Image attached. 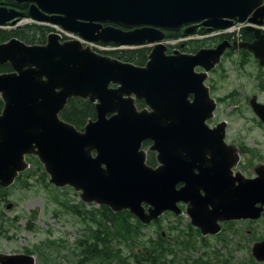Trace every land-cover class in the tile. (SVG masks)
<instances>
[{"label":"water","instance_id":"water-1","mask_svg":"<svg viewBox=\"0 0 264 264\" xmlns=\"http://www.w3.org/2000/svg\"><path fill=\"white\" fill-rule=\"evenodd\" d=\"M11 1L32 3L28 12L33 18L92 41L153 45L140 66L97 53L79 40L61 41L55 32L44 44L17 37L0 43V65L9 62L13 68L0 72L1 187L13 185L30 168L27 157L34 155L55 186L80 190L86 203L129 210L145 224L165 211L182 214L180 202L204 234L218 233L223 221L261 216L264 175L234 176L238 156L225 140L226 121L215 127L207 123L217 105L205 81L230 42L169 54L164 40L166 31L185 27L189 34L198 23L224 29L236 21L256 22L264 17L263 0ZM1 2L0 24L25 15ZM256 33L258 40L240 46L264 64V34ZM72 97L95 103L96 118L82 130L60 115ZM137 99L145 107L139 108ZM251 104L264 122V104L257 99ZM148 139L159 152L157 167L147 163L143 143ZM253 256L264 261V239L254 244ZM0 264H36V257L0 253Z\"/></svg>","mask_w":264,"mask_h":264},{"label":"rangeland","instance_id":"rangeland-1","mask_svg":"<svg viewBox=\"0 0 264 264\" xmlns=\"http://www.w3.org/2000/svg\"><path fill=\"white\" fill-rule=\"evenodd\" d=\"M26 21L23 20L21 23ZM18 24L11 23L6 26L13 28ZM175 49L182 51L177 47L173 50ZM220 63L210 75L216 86L212 92L213 97L216 99L224 97L216 109V118L221 121L228 119L226 139L230 145L242 142L250 149H253L251 146L254 145L260 150L262 157L259 163H264V127L260 124L256 127L255 121L246 122V117L251 120L253 115L249 113L248 97L256 93L264 103V90L259 88L257 79L258 74L264 75V67L255 64L240 69L231 58L224 59ZM242 100L245 102L243 104L245 108L239 111L234 106L242 103ZM246 127H249V133L240 131L245 130ZM238 133L246 139L241 140L240 137L235 136ZM234 145L232 146L237 152ZM251 163L254 161L244 159L243 168ZM34 166L36 165L31 163L32 172L24 183L16 182L7 189V192L0 191V216L5 219L0 222V253L32 254L36 257V264H78L79 256L75 253L77 240L85 239V229L91 224H96L95 220H100L97 213L101 206L95 202H84L81 191L72 186H55L49 182V174L43 179L42 171ZM2 197H7V200H1ZM81 201L86 204L87 209L94 205V212L83 211L84 207L79 203ZM10 203H13V207L8 208ZM72 205L76 206L75 210ZM77 209H80V212ZM160 218L161 220L155 223ZM157 220L151 222L150 226L142 228L138 239L134 242L124 241L120 245L113 242L114 247L119 248L123 254L141 245L144 235L147 240L157 238L158 233L162 231H168L169 235L177 234L173 225L177 221L181 230L185 232L190 230L188 226L190 217L186 212L180 216L165 212ZM170 229L172 230L169 231ZM178 245L181 246L179 243ZM201 251L202 248L179 251L178 261L175 260V264H191V260L197 258ZM250 256V250L247 248L237 250L234 252L235 263L249 261ZM83 264H100V262L85 259Z\"/></svg>","mask_w":264,"mask_h":264},{"label":"flooded vegetation","instance_id":"flooded-vegetation-1","mask_svg":"<svg viewBox=\"0 0 264 264\" xmlns=\"http://www.w3.org/2000/svg\"><path fill=\"white\" fill-rule=\"evenodd\" d=\"M4 2H6V0ZM10 4L15 5L14 7L18 8L19 10L24 11L25 15L22 17H19L16 21L17 23H19L18 25L23 24L21 22H23V20H26L30 16L28 10L32 3H26V2L12 3L10 2ZM263 4H264V0L262 2V5ZM39 24H42V23H39ZM110 24L111 23L109 22L104 23L105 26L110 25ZM0 27H3V26L0 25ZM122 27L125 29L131 28V27H125V26H122ZM250 27H253V28H250ZM181 29L185 31V27ZM181 29H178V30H181ZM256 29H258L259 32L264 34V17L263 18L256 17V22H245L244 24L237 22L235 23L234 30H232L231 32H225V30H216L214 28L205 27L201 23H198L196 26L195 32L191 34H186L183 37L175 38V39L178 41L182 39L187 40L188 44H190L188 45L189 50L187 51L182 50L183 52H186V53H195V52H198L202 48H215L224 40H228L231 45L225 50L223 56L221 57V61L227 58H231L233 62H235L238 68L240 69H245L246 67L253 66L255 64H257V66L264 67V64L260 63V59L256 56V54L253 51L249 50L246 47L240 46L241 43H253L256 40H258V33H256V31L258 30ZM168 34H169V31H166V35ZM22 41L27 43L24 40ZM236 42H237V45H235ZM173 43H174L173 39L169 41L170 45H168V48H167V53L169 54L172 53L175 47V45H172ZM36 44H44V43H36ZM133 46H136V45H133ZM220 62L218 64H221ZM216 66L208 72V79L206 81L208 85L210 86L211 94L212 92H214V89L216 88V86L213 84L210 75L212 71H214ZM197 70L201 71L203 70V68L198 67ZM11 71H13V68L11 70H5V71H0V72H11ZM257 79H258L259 88L264 90V75L262 73L258 74ZM112 86H114V84H112ZM252 99H257L258 102L263 103L259 99L258 94L256 93H253L251 94V96L248 97L247 104L249 105V110H250L249 113L251 115L253 113V115H252L251 120H249L248 117H246V122L255 121L256 127H258L259 124L264 127V122L261 121L259 115L255 112L251 104ZM216 100H217V108H218V104H220L221 101L224 100V97H217ZM243 104H245L244 100H242V103H238L234 107L238 108L239 111H242L245 108ZM216 109L214 111V116L207 121L210 127H215L217 126L218 123L221 122V120H218L216 118V114H217ZM226 120H227V125H228V119ZM226 120H222V121H226ZM248 129L249 127H246L245 130H240V131H244V133H249ZM227 130H228V127H227ZM235 136L240 137L241 140L246 139L245 136L239 133L236 134ZM225 139H226V136H225ZM234 146L237 148V152H236L235 148L233 147L234 152L238 156L236 164L232 166V174L234 176L238 172H241L246 177H256L260 175L258 173H262L264 175V163L263 162L259 163V161H261L262 159L260 155V150L255 148L254 145L251 146L253 149L247 148L242 142ZM151 151L152 150L148 151V156H149V152ZM154 154H155L154 155L155 160L153 161V163H155V165H158L159 162L156 156V152H154ZM208 157H210V154H208ZM244 159H248L249 161H254V163H251L247 167L243 168ZM210 164L211 163L208 162V165ZM250 170H253L254 172ZM199 171L200 170L197 168L195 170V173L199 174L200 173ZM2 199L7 200V197H2L1 200ZM10 204H13V203H10ZM180 204L182 205L184 209L186 208V205L183 202H180ZM170 213L173 214L172 212ZM3 219L4 218L0 216V222H3ZM160 220L161 218L157 220L155 223L159 222ZM173 225H174V228H176L178 225V221L174 223ZM90 226L93 227L95 226V224H91ZM148 226H144L143 229ZM188 226L190 227V230L188 232H185L184 240H187L190 243L192 242V246L188 247L189 249H184L183 251L190 250V249L200 250L202 248L201 254L197 258L207 259L209 257L212 261V264H223L221 263V261H219V259H226V258L229 260H233L234 264H238V263L240 264H244V263L245 264H264V261H258L253 256L254 244L264 239V210L262 211L261 216L257 219L247 218V219H234V220H229V221H223L221 222V230L215 234H212V233L204 234L202 230L199 227L194 226L191 223V221L188 222ZM171 230L172 229H170L169 231ZM159 233L163 236V242L166 243V245L170 247L171 249H174L177 254L181 249L185 248L182 245L177 246L175 244V239H174L175 233L173 234L171 233L170 235L168 231H162ZM159 233H158L157 238H152V239L155 241H159L160 240ZM243 248H247L250 250L251 256H250L249 261H238L237 263H235L234 252L237 250H241ZM80 251H81L80 249H77L76 252L80 253ZM135 251L136 253H133L131 250L128 252H123V261L121 262V264H125L128 260L133 261L134 264H146L145 255H143V253L146 254L149 252L147 247L138 246L137 248H135ZM138 254H142V255H138ZM119 259L120 258H118L117 262H120ZM174 259L176 260V256H174ZM193 260L194 259L191 260V263L193 262ZM95 261L97 262L98 260L96 259ZM113 263H115V261H113Z\"/></svg>","mask_w":264,"mask_h":264},{"label":"trees","instance_id":"trees-1","mask_svg":"<svg viewBox=\"0 0 264 264\" xmlns=\"http://www.w3.org/2000/svg\"><path fill=\"white\" fill-rule=\"evenodd\" d=\"M10 2L12 1L6 0L5 4L15 6L11 5ZM50 30L51 27L49 25H43L36 22L24 23L13 28L0 27V43L7 41L13 37L20 38L26 41L28 44L45 43L47 40L48 32ZM185 35L186 34L184 33V31L181 29L177 31H169L168 37L180 38ZM188 45L190 44H188L187 40H184L179 42L177 44V47L181 50L187 51L189 50ZM149 52L150 47L147 46L108 51V53L117 58H120L124 61L133 62L137 65H144L146 63ZM11 69L12 65L9 62L0 65V71ZM137 105L139 107H143L145 104L143 100H138ZM2 107L3 100L0 98V109H2ZM61 117L64 120L73 123L78 129L82 130L89 118L96 117V107L95 104L89 99L80 97L70 98L65 109L61 112ZM27 159L29 162L36 165L34 166L36 169L42 171L43 179H45L48 174L44 170L43 164L40 162L38 157L31 155L28 156ZM154 160V152H149L148 163L154 165ZM31 172L32 170L31 168H29L21 173L17 178V182L24 183ZM0 191L6 192L7 189L0 187ZM79 203L84 207L83 211L90 213L94 212V205H91L92 207L90 209H87L85 203H83L82 201ZM72 206L75 210L76 206ZM97 217L100 220H95V226H89L85 229L84 235L86 236V238L77 240V249L81 250L80 253H77L75 251V253L79 256L78 264H83V261L85 259H97L100 264H121V262L123 261V254L119 248L114 247L113 242L119 245L124 241L126 243L134 242L138 239L140 230H142L144 226L148 225L142 223V221L134 214H132L129 210L115 212L110 207L104 205L99 208ZM175 230L177 232V234H174L175 244L178 246L179 243L185 247L180 251L183 252L184 249H189L188 247L192 246V242L190 243L189 241L184 240V231L178 228H176ZM159 238V241H155L152 238L146 240L144 235L143 243L139 246L147 247V249L149 250L148 253H143V255H145L146 264H175L174 256H176V260L178 261V255L176 251L168 247L166 243L163 242V236L160 233ZM130 250L133 253H136L134 248ZM118 258H120V262H117ZM113 261H115V263H113ZM219 261H221V263L223 264H234L233 260H229L227 258L219 259ZM125 264L134 263L133 261L128 260ZM191 264H212V261L209 257L207 259L194 258Z\"/></svg>","mask_w":264,"mask_h":264}]
</instances>
